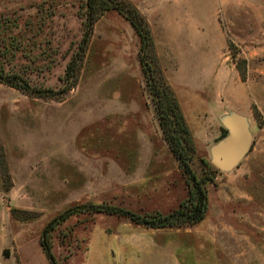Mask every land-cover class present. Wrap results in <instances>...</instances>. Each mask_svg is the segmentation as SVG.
I'll use <instances>...</instances> for the list:
<instances>
[{"label": "rangeland", "instance_id": "1", "mask_svg": "<svg viewBox=\"0 0 264 264\" xmlns=\"http://www.w3.org/2000/svg\"><path fill=\"white\" fill-rule=\"evenodd\" d=\"M85 1L0 0V68L55 93L0 80V264H51L43 231L71 207L168 214L188 197L126 17L109 10L94 23L68 80L86 30ZM129 1L149 22L158 64L191 130L196 175H204L202 158L211 162L224 114L249 118L252 144L237 167H215L200 222L151 228L81 211L51 231L57 261L264 264V0Z\"/></svg>", "mask_w": 264, "mask_h": 264}, {"label": "trees", "instance_id": "2", "mask_svg": "<svg viewBox=\"0 0 264 264\" xmlns=\"http://www.w3.org/2000/svg\"><path fill=\"white\" fill-rule=\"evenodd\" d=\"M85 6L86 12L83 17L85 19L86 30L78 52H76L73 60L67 66L68 80L75 75L77 61L82 59L86 52L94 23L109 10H116L126 17L131 22L140 39L139 59L146 76L149 93L155 104L157 120L164 139L168 143L179 167L186 173L190 187L187 199L181 203L178 209L168 214L156 212L141 215L123 207L108 204H81L67 209L55 217L43 231L41 244L51 264H60L52 251L51 231L59 223L81 211H103L109 214L125 216L137 224L151 228H165L200 222L208 209V194L205 183L214 179L216 171L215 166L203 158L201 159L204 170L202 177H198L190 167V163L196 156L195 142L180 103L158 64L154 38L147 19L129 0H86ZM79 55L80 58L78 57ZM14 77V75L8 77L0 68V80L5 83H10L14 86L15 82H21L18 87L24 89L27 93H33L38 96L53 97V94H55L42 89H31L22 79L18 78V80L15 79L14 81ZM226 134L227 129L222 127L220 139Z\"/></svg>", "mask_w": 264, "mask_h": 264}, {"label": "water", "instance_id": "3", "mask_svg": "<svg viewBox=\"0 0 264 264\" xmlns=\"http://www.w3.org/2000/svg\"><path fill=\"white\" fill-rule=\"evenodd\" d=\"M221 120L227 134L211 147V163L221 171H230L247 155L253 137L247 116L230 111Z\"/></svg>", "mask_w": 264, "mask_h": 264}]
</instances>
